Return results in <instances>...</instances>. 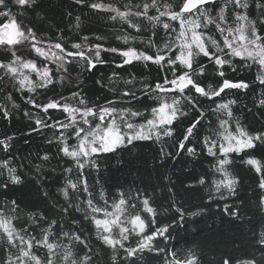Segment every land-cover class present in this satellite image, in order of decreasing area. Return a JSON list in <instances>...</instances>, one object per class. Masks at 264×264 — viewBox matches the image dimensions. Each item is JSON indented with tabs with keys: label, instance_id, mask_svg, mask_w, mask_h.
I'll list each match as a JSON object with an SVG mask.
<instances>
[{
	"label": "snow or ice",
	"instance_id": "1",
	"mask_svg": "<svg viewBox=\"0 0 264 264\" xmlns=\"http://www.w3.org/2000/svg\"><path fill=\"white\" fill-rule=\"evenodd\" d=\"M75 2L83 4L84 0H75ZM10 4L17 6L23 15L29 9L36 11L37 0H0V17L6 18V21L0 22V45H7L5 52L8 53L6 62L0 61V69L4 70L5 76L18 84V91L26 90L32 93L38 88L48 90L49 86H52L51 90L54 92L55 85L66 79L69 83L78 84L79 76L76 81H73L72 72L79 68L81 70L79 75L82 76L84 72H93L97 65L108 63L102 58V52L115 53L121 58L116 63L117 68L123 69L125 65H132L134 62L157 67V80L144 83L140 89L144 99H141L131 88L119 92L121 97L141 105L148 111L147 116L133 106L118 108L116 102L107 97V104L90 106L80 92L70 88V97L61 95L57 99L54 95L44 102H36L35 98L27 101L28 104L44 113L43 117H37L34 120L35 127L32 131L39 132L48 128L54 130V135L60 133L55 136L57 150L72 162V167L64 168V172L71 173L74 169L79 170L78 182L64 177V186L57 189L67 204L62 211L71 215L70 209L75 207L76 212L83 213L85 220L91 221L96 229V239L105 247L112 249V264H116L117 249L123 250L125 253L123 259L130 264H135V258H140L145 252L157 255L163 253V264H200L191 250L181 256L176 251L169 252L166 248H161L154 243L158 237L167 239L165 234L169 232L170 226H155L156 209L152 207L147 196L139 198L137 203L133 202L130 194L119 192L109 204L105 199V193L101 191L100 199L104 200V206H98L89 191L87 180L84 179L86 176L84 169L86 166L96 168L97 161L94 157H99L102 153H114L117 149L132 145L137 140L155 138L159 142L164 137H173L176 126L185 123L181 118H187L189 111L193 115L187 120V125L176 143L179 149L195 155V149L188 147V143L191 142L190 138L195 134V130L203 123L206 115L204 102L207 101L208 112L223 114L227 117V119L220 118L218 127L213 130L216 139L208 136L203 138V148L210 156L217 157L214 167L222 176L221 180L213 182L215 190L221 194V198H224L222 188L226 189L229 195L234 194L238 181L227 171V166L232 163L229 154L239 155L247 150L264 147V130L249 132L239 120H236L234 131H229L227 126L234 118L232 106L236 100L226 99V97L232 90L245 91L250 85L246 80L229 76L228 72L230 70L235 73L238 70L236 63L238 59L243 62L242 67L256 68L255 81L264 86V0H179L175 6L170 3L161 4L159 0H144L143 3L124 5L127 10L102 3L89 5L96 10L115 13L110 17L112 20L119 18L127 23L129 28L138 32L142 31L146 20L153 29L147 40L148 46L155 50L153 53L132 47L103 48L99 44L88 47L81 43H65L61 37H56L55 43L44 44L33 27L17 21L9 7ZM133 7L135 11L131 10ZM151 9H154L157 14L150 15ZM129 17H136L139 22H132ZM162 18L178 22L179 28H175ZM77 21L79 22V17ZM158 26L164 29L166 34L164 38L160 37ZM210 26H214L215 32L219 33L218 37L212 35ZM152 36L157 39L154 41ZM83 39L86 41L87 37ZM128 39V36L123 37L125 43ZM160 40H163V43H159ZM17 46H22L25 50L31 49V52L41 60L30 58V55L18 54L21 48ZM49 64H54L55 70L50 68ZM24 70H27V73H35V79H30L29 74ZM57 72L61 73L58 80ZM209 72L218 79L205 86L203 80L198 77L206 78ZM115 76L117 73L114 72L113 76L108 78L109 82H112ZM2 79L3 77H0V80ZM134 80L133 76L132 79L125 80L124 84L131 85ZM95 82L103 85L101 80ZM9 99L11 100L12 97ZM148 100L156 103L148 104L146 103ZM13 107L16 106L13 105ZM258 107L264 108V96L259 99ZM52 110L60 112L64 118L52 116ZM24 115L32 119L30 112L25 111ZM3 116L7 119L9 113L5 111ZM137 117L146 123L131 122ZM47 118L53 119L54 123H49ZM95 121L99 123L93 126ZM12 140V137L0 139L3 151L9 150ZM73 140L75 143L70 142ZM217 148L219 156L214 151ZM161 155H164L163 151ZM39 159L46 162L49 156L45 154ZM243 163L261 174L259 188L264 190V165L251 156L244 159ZM41 167L42 165H36V171L39 172ZM0 170H2L0 171V189L11 191V186L23 183L21 173L16 167L10 166L7 160L0 161ZM199 183L203 185L205 180L201 178ZM81 185H83V192L91 197L84 201L86 208L79 204L73 206L70 201V197L81 190ZM44 196L47 198L49 193L45 192ZM260 204L264 205V196H261ZM19 207L20 203L17 200L10 199L4 208H0V242L5 244L8 253L6 257L0 259V264H93V256L89 253L76 256L73 252V244L90 247L80 236L72 235L61 227V239L53 240L52 234L57 221L45 215L34 219L35 214H31L30 224L27 227L23 222L17 223L19 217L10 215L9 212L15 213ZM174 211L180 220L185 219L184 210L176 207ZM224 211L228 216L236 215L227 206ZM142 213H147L153 218L152 227H149ZM187 215L197 216L199 212H190ZM41 221L43 223H40L41 234L38 238L32 235V232ZM45 223L47 227L43 226ZM73 223L76 221L74 220ZM116 229L118 234L114 231ZM130 237L136 238L134 244L126 243ZM64 238H67V244L63 243ZM259 243L264 245V236ZM35 249L46 250V255H38ZM223 264H231L230 258L224 259ZM243 264H255V262L246 260Z\"/></svg>",
	"mask_w": 264,
	"mask_h": 264
},
{
	"label": "trees",
	"instance_id": "2",
	"mask_svg": "<svg viewBox=\"0 0 264 264\" xmlns=\"http://www.w3.org/2000/svg\"><path fill=\"white\" fill-rule=\"evenodd\" d=\"M143 2L144 0H84L83 4H77L75 0H37L36 11L29 9L23 15L14 4H10L9 7L18 22L27 24L36 30L38 38L44 44L55 43L56 37H61L65 43H81L88 47L99 44L103 48L118 49L132 47L153 53L155 50L147 44L153 29L146 20L144 28L138 32L129 28L128 24L119 18L112 20L110 17L115 13L96 10L89 6L91 3H102L127 10L124 5ZM159 2L175 6L179 0H159ZM131 10L136 9L133 7ZM252 12L254 17V6ZM149 14L156 15L157 13L151 9ZM77 17H79V22ZM129 20L139 22L136 17H129ZM162 20L179 28L178 22L168 21L167 18H162ZM4 21L6 18L0 17V22ZM210 27L212 35L218 37L219 33L215 32L214 26ZM157 30L161 38L166 36L162 27L158 26ZM124 36L129 37L127 43L123 40ZM84 37H87L86 41ZM152 39L155 41L157 38L152 36ZM158 42L163 43V40ZM17 47L21 48L18 54L30 55V58L41 60L31 52V49L25 50L22 46ZM6 48L7 45H0V61L6 62L5 58L8 55L5 52ZM101 56L108 63L97 65L93 72H84L82 76L79 75L81 70L77 68L72 72V80L76 81L79 76V83H69L66 79L55 85L54 92L51 90L52 86H49L48 90L38 88L32 93L26 90L18 91V84L5 76L4 70L0 69V77H3L0 80V139L13 138L7 152L3 151V147L0 146V161L10 162V166L16 167L23 178V183L11 186V191L0 189V208H4L10 199L17 200L20 207L15 213L9 212V214L18 216L19 220L16 222H23L26 227L30 224L31 214H35L34 219L40 215H45L49 219L54 218L57 224L54 226L53 240L61 239L60 229L63 227L64 231L80 236L90 245L89 248H85L81 244H73L72 248L76 256H82L87 252L93 256V264H112V249L105 247L96 239V229L91 221L85 220L83 213L76 212L75 207L70 209L71 215L62 211L67 204L57 189L64 186V177L78 182L79 170L74 169L71 173L64 172V168L72 167V162L57 150L55 136L60 133L54 135V130L48 128L39 132L32 131L35 127L34 120L37 117H43L44 113L27 103L32 98H35L36 102H44L54 95L57 99L61 95L70 97L69 89L75 88L88 100L90 106L107 104V97L115 101L118 108L133 106L134 109H139L147 116L148 111L135 101L121 97L119 92L131 88L141 99H144L140 89L144 83L157 80V67L134 62L121 69L116 67V63L121 60L117 54L102 52ZM236 63L238 70L235 73L229 70L228 75L246 80L250 87L245 91L232 90L226 97V99L236 100L232 106L234 118L227 127L229 131H234L235 121L239 120L249 132L264 130V108L258 107L259 99L264 96V86L255 81V67L244 68L242 67L243 62L238 59ZM49 67L55 70L54 64H49ZM24 71L27 73V70ZM114 72L117 76L109 82L108 78L112 77ZM27 74L30 79H35V73ZM60 75L61 73L57 72V80ZM133 76L135 77L133 84L125 85L124 81L132 79ZM198 79H202L206 86L214 83L218 77H214L209 72L206 78L198 77ZM96 80L103 81V85L97 84ZM9 97L12 99L10 100ZM67 102L78 103L77 101ZM146 103L154 105L156 102L148 100ZM204 103L206 115L203 123L195 130V134L190 138L191 142H185L188 143V147L195 149V155L179 149L176 143L187 125V120L193 115L189 111L187 118H181L185 123L176 126L173 137H164L159 142L155 138L137 140L132 145L117 149L114 153H102L99 157H94L97 161L96 168L86 166L84 179L88 182L94 202L100 207L104 206V200L100 199L101 191L105 193V199L109 204L119 192L130 194L133 202L137 203L139 198L147 196L152 207L156 209L155 226H170L169 232L165 234L167 239L158 237L154 243L161 248H166L169 252L176 251L183 256L191 250L199 259L200 264H223V260L229 258L231 264H243L246 260H253L255 264H264V245L259 243L264 236V205L260 204L264 190L259 188L261 174L243 163L244 159L251 156L264 165V147L247 150L239 155L229 154L232 163L227 166V171L237 179L238 183L232 195L222 188L224 198H221V194L216 192L213 183L222 179L221 174L214 167L217 157L210 156L203 148V138L208 136L216 139L213 130L218 127L220 118L227 119V117L223 114L208 112V102ZM5 111L9 113L7 119L3 116ZM25 111L32 114L31 120L24 115ZM52 116L64 118L60 112L55 110H52ZM47 119L49 123H54L53 119ZM131 122L146 123L139 117ZM95 123L99 121H95L93 126ZM120 124L123 125L122 122ZM70 142L75 143L74 140ZM162 151L164 155H161ZM214 151L219 156L218 148ZM45 154L49 156L46 162L39 159ZM36 165H42L39 172L36 171ZM201 178L205 180L203 185L199 183ZM45 192L49 193L47 198L44 196ZM89 198L91 197L83 192V185H81V190L74 193L70 201L73 206L79 204L86 208L84 201ZM225 206L236 213L235 217L225 213ZM176 207L186 213L184 220H180L174 211ZM190 212H199V215L188 216L187 213ZM142 216L146 218L149 227H152L153 218L147 213H142ZM74 220L76 223H73ZM40 223L43 222H39L35 226L36 230L32 232V235L38 238L41 234ZM43 226L47 227V224ZM114 231L118 234V229ZM135 239V237H130L126 243L134 244ZM63 243H68L67 238H64ZM35 251L38 255H46L44 249H35ZM7 254L5 244L0 242V259L6 257ZM116 255V264H130L129 261L123 259L125 253L122 249H117ZM163 261V253L157 255L145 252L140 258H135V264H163Z\"/></svg>",
	"mask_w": 264,
	"mask_h": 264
},
{
	"label": "rangeland",
	"instance_id": "3",
	"mask_svg": "<svg viewBox=\"0 0 264 264\" xmlns=\"http://www.w3.org/2000/svg\"><path fill=\"white\" fill-rule=\"evenodd\" d=\"M121 127L123 128V125H122ZM123 130H125V131H126V129H123Z\"/></svg>",
	"mask_w": 264,
	"mask_h": 264
}]
</instances>
